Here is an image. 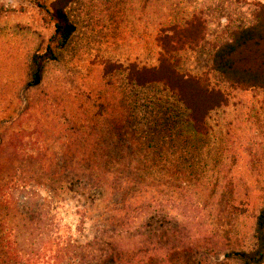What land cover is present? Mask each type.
Masks as SVG:
<instances>
[{
	"label": "rangeland",
	"instance_id": "obj_1",
	"mask_svg": "<svg viewBox=\"0 0 264 264\" xmlns=\"http://www.w3.org/2000/svg\"><path fill=\"white\" fill-rule=\"evenodd\" d=\"M34 1L0 0L6 10L0 17V119L31 103L27 113L37 121L42 142L55 155L47 157L60 159L70 156L65 150L70 153L83 144L80 131L101 132L99 142L109 147L113 143L106 133L109 122L102 115L118 113L117 104L124 98L140 94L142 100L152 101L158 119L169 110L179 129L172 132L171 148L162 159L170 167L161 173L170 180L162 186L155 182L158 179L146 185L158 194V201H174L177 193L180 205L197 206L188 214L192 230L199 228L196 238L217 242L220 251L206 264H237L224 254L252 248L255 218L264 202V91L231 86L211 69V57L234 31L254 22L264 0H76L66 10L75 26L72 38L58 60L46 66L42 86L29 91L25 87L29 56L50 33ZM173 28L179 30L163 36ZM164 59L182 74L207 79L210 88L225 96L226 105L206 119L208 134L195 135L186 112L159 87L138 93L127 86L123 72L103 75V67H155ZM142 111L136 113L141 116ZM148 129L144 119L138 126L141 145L150 136ZM94 142L88 140L89 145ZM192 161L204 164L207 171L194 176L188 169ZM218 163L224 165L219 170L221 182L227 178L229 193L236 197L234 208L202 204L205 192H210L205 186L219 184L212 178L217 172L209 171ZM179 171L186 174L183 190L174 183ZM14 197L32 212L39 209L46 215L51 239L68 235L91 239L94 234V224L85 220L74 201L50 200L30 188L18 190Z\"/></svg>",
	"mask_w": 264,
	"mask_h": 264
},
{
	"label": "trees",
	"instance_id": "obj_2",
	"mask_svg": "<svg viewBox=\"0 0 264 264\" xmlns=\"http://www.w3.org/2000/svg\"><path fill=\"white\" fill-rule=\"evenodd\" d=\"M75 1H34L40 21L50 33L29 56L27 90L42 86L46 66L58 60L72 38L75 26L66 10ZM5 12L0 6V17ZM177 30L168 29L163 36L170 31L172 36ZM211 69L237 89L264 91V4L258 7L250 26L234 31L229 41L215 49ZM119 71L124 73L127 86L138 93L156 87L168 93L174 105L186 112L195 135L208 134V115L227 102L222 92L210 88L207 79L182 74L165 59L155 67H103L105 77ZM139 95L120 100L118 113L102 115L109 122L106 133L113 141L109 147L99 142L101 132L80 131L83 144L70 153L65 150L64 154H70L67 158L47 157L55 155L42 142L37 121L27 113L31 103L23 111L0 119V264H206L208 258L220 253L217 242L196 238L199 228L192 230L188 216L196 205H180L177 193L174 201H158V194L150 191V182L158 179L155 182L162 186L170 180L161 173L170 167L162 159L171 148L172 132L179 129L169 110L158 119L151 109L152 101ZM140 109L141 116L136 113ZM144 119L150 136L141 145L138 126ZM90 139L95 140L93 145L88 144ZM199 163L188 165L197 177L200 170L207 171ZM213 166L209 171L217 172L212 178L219 184L207 186L200 181L210 191L205 192L202 204L213 209L234 208L236 197L227 187L231 184L227 178L223 183L220 179L219 170L224 165ZM174 175L177 189L183 190L180 186L185 172ZM28 188L42 191L50 200L78 203L85 220L94 224L92 238L68 235L51 239L46 215L39 209L32 212L22 205V199L14 197L18 190ZM252 238V248L231 251L224 257L237 264H264V202L255 218Z\"/></svg>",
	"mask_w": 264,
	"mask_h": 264
}]
</instances>
